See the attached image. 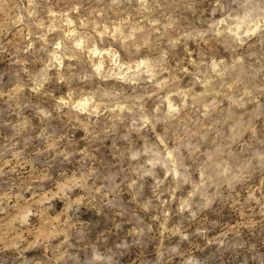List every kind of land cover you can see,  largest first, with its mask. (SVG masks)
<instances>
[{
    "label": "rangeland",
    "instance_id": "374dc122",
    "mask_svg": "<svg viewBox=\"0 0 264 264\" xmlns=\"http://www.w3.org/2000/svg\"><path fill=\"white\" fill-rule=\"evenodd\" d=\"M0 264H264V0H0Z\"/></svg>",
    "mask_w": 264,
    "mask_h": 264
}]
</instances>
